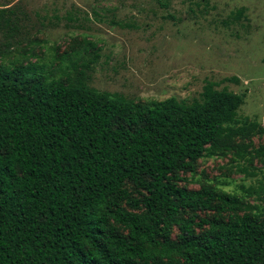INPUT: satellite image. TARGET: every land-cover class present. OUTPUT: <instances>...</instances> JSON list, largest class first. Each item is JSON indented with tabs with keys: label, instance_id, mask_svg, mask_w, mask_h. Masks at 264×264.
Masks as SVG:
<instances>
[{
	"label": "trees",
	"instance_id": "trees-1",
	"mask_svg": "<svg viewBox=\"0 0 264 264\" xmlns=\"http://www.w3.org/2000/svg\"><path fill=\"white\" fill-rule=\"evenodd\" d=\"M5 13L0 29L14 30ZM81 55L65 79L0 65V264H264V204L178 184L230 153L264 172L252 141L264 127L238 118L246 94L207 81L191 103L137 102L90 87L100 55Z\"/></svg>",
	"mask_w": 264,
	"mask_h": 264
},
{
	"label": "rangeland",
	"instance_id": "rangeland-1",
	"mask_svg": "<svg viewBox=\"0 0 264 264\" xmlns=\"http://www.w3.org/2000/svg\"><path fill=\"white\" fill-rule=\"evenodd\" d=\"M242 8L245 16L236 21ZM3 9L15 29H0V65H46L64 78L77 52L81 58L97 52L98 62L87 70L92 88L137 102L175 97L191 103L211 81L245 93L238 118L264 127V0H0ZM232 77L238 82L224 81ZM252 141L259 148L264 134ZM244 164L233 153L203 158L194 173H180L187 181L178 184L188 190L210 184L263 205L261 191L248 196L247 190L264 184V172L246 174ZM260 168L257 159L249 169Z\"/></svg>",
	"mask_w": 264,
	"mask_h": 264
}]
</instances>
